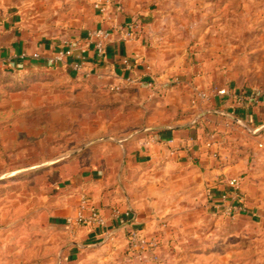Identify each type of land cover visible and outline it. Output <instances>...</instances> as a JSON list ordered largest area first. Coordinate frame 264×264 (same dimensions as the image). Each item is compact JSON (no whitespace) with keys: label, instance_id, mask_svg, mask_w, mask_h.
Listing matches in <instances>:
<instances>
[{"label":"crops","instance_id":"crops-1","mask_svg":"<svg viewBox=\"0 0 264 264\" xmlns=\"http://www.w3.org/2000/svg\"><path fill=\"white\" fill-rule=\"evenodd\" d=\"M197 3L204 4V13L197 12ZM215 4L217 2L211 0H113L108 12L96 10L89 25L85 24L61 37L36 35L18 22L5 26L0 24V64L18 68L28 65L54 66L71 71L78 80L89 81L98 88L107 87L114 92L116 89L113 87L120 84L125 91L123 95L134 104H139L137 110L131 111L138 116L140 135L136 136L138 139H125L128 141L124 144L126 161L129 164L135 161L160 164L158 167L152 166L139 178L153 181L149 183L152 195L161 199L168 194L163 187L166 180L164 175L171 165L190 163L191 159L197 157L198 175L208 187V196L214 200L215 210L218 209L220 195L228 186V180L237 177L239 192L251 206L248 215L253 220L262 221L264 8L232 9V19L236 23L230 26L228 15L223 13L227 8L219 6L217 12ZM118 5L121 9L117 8ZM248 18L250 20L246 23ZM213 19L218 22L212 23ZM202 20L203 27L199 24ZM136 22L140 23V29L132 37H125L123 30L114 33L102 57L96 55L93 47L88 48V76L74 71L73 57L57 63L50 61L63 47L65 39L83 40L85 28L117 24L129 26ZM187 50L191 51L192 62L185 68L180 55ZM248 54H251V58ZM195 59L206 69L205 74L188 78L187 85H173V75L179 72L180 66L189 74L196 66ZM125 77H132L136 82L127 83ZM151 79L156 80L154 89L148 85ZM168 85L172 89L166 91ZM195 85L205 89L225 87L235 97L213 93L208 103L192 106V87ZM180 112L185 114L178 118ZM233 114L237 116V122L232 121ZM195 121H202L196 129L192 125ZM211 136L219 147L217 144L211 148L206 146ZM86 159L77 156L62 162L59 167L62 171L59 193L48 196L49 201L39 211L29 213L27 224L20 222V214L17 213L12 216L15 220L6 232L0 225V261L15 258L29 264L31 259L44 256L52 260L53 248L57 250L61 264L73 260L85 262V253L97 258L98 252L106 249L120 232V222L112 217V209L116 206L136 205L140 209L141 227L144 231L150 229L148 224H144L148 221L143 217L147 211H156L148 208L146 195L149 190L145 188L143 194L123 193L118 187L115 191L110 190L111 185L107 180L108 175L113 174L112 163L108 160L102 163L97 159L88 163ZM161 163L165 169L163 175V172H159L162 171ZM244 171L247 174L243 175ZM127 173L126 167L122 177L126 178ZM118 174L121 175L120 172ZM161 179L163 182L158 183ZM83 194H87L90 201L106 215L108 230L112 233L110 238L98 228L66 224V218L75 214ZM219 229L220 259L234 256L229 251H235L237 261L242 254L238 228L229 233L224 224ZM38 230L48 232V238L44 235L42 247L35 244L40 235ZM52 234L57 238H49Z\"/></svg>","mask_w":264,"mask_h":264},{"label":"rangeland","instance_id":"rangeland-1","mask_svg":"<svg viewBox=\"0 0 264 264\" xmlns=\"http://www.w3.org/2000/svg\"><path fill=\"white\" fill-rule=\"evenodd\" d=\"M96 1L0 0V24L5 26L18 22L36 35L61 37L85 24L89 25L92 15L98 10ZM211 1L217 2V12L219 6L227 8L223 13L228 15L230 26L236 23L232 19V9L264 8V0ZM200 11L205 12L203 3H197V12ZM245 14L248 15V12L245 11ZM214 22L218 20L213 19ZM199 24L205 26L203 20ZM89 29L85 28L86 31ZM190 52L187 50L180 55L185 68L192 62ZM248 55L251 58V54ZM194 64L196 66L189 74L180 66L179 72L173 75V85H187L188 78L205 74L206 69L197 59ZM170 85L166 91L172 89ZM106 88L78 80L71 71L54 66L28 65L18 68L0 64V225L4 227V232L13 224L14 214H20V222L27 224L29 213L39 211L49 201L48 196L59 193L58 186L62 181L59 167L62 162L77 156L86 157L88 163L93 159L112 163L113 174L108 175L107 180L111 185L110 190L115 191L118 187L123 193L143 194L151 188L153 181L148 178L140 180V175L160 164L136 161L129 164L126 161L124 144L128 141L125 139L140 135L138 116L132 112L137 110L139 104L124 96L122 87L116 90L118 92ZM196 88L212 90L195 85L192 87L193 95ZM193 95L192 106L203 104H193ZM182 113L185 114L180 112L178 118ZM202 121H195L192 125L196 129ZM232 121H238L234 114ZM211 137L213 144L206 146L211 148L217 144L219 147L215 138ZM196 158L191 159L190 163L180 162L167 169L163 186L168 192L166 196L157 199L152 191H148V208L156 209L152 213L145 211L143 216L148 221L144 224H148L150 229L144 231L141 227L140 209L136 205L116 206L122 210L131 209L133 213L129 223H120L116 239L109 242L106 249L100 250L97 258L85 253V262L73 260L68 264H264V220H253L248 215L251 206L247 198H242L239 189L238 201L245 205L246 212L228 215L220 203L216 211L214 200L208 196V187L198 175ZM126 167L128 173L125 178L122 173ZM160 167L161 173L165 169L163 164ZM225 189L228 190L229 186ZM224 224L229 233L237 228L240 233L242 254L237 261L235 251L229 250L234 256L220 259L219 228ZM131 229H138L145 236L158 240L155 250L157 259L153 258V250L147 252L145 260L134 256L128 240ZM37 232L40 235L35 244L42 247L44 235L47 237L48 232ZM55 236L52 234L49 238L53 240L57 238ZM52 254V260L48 256L38 257L31 259L29 264H61L55 248ZM23 262L15 258L0 261L2 264Z\"/></svg>","mask_w":264,"mask_h":264},{"label":"built area","instance_id":"built-area-1","mask_svg":"<svg viewBox=\"0 0 264 264\" xmlns=\"http://www.w3.org/2000/svg\"><path fill=\"white\" fill-rule=\"evenodd\" d=\"M113 5V0H97L96 8L106 13L110 6ZM121 9V6H117ZM140 29V23L136 22L129 26H121L119 24L110 27L98 26L89 29L84 34V39L80 41H71L65 39L63 41V47L58 50L57 54L50 59L52 63L62 62L67 57H73L72 67L77 73H81L88 76L90 72L86 69V62L88 61V48L93 47L96 55L102 57L105 54L107 44L113 39L114 33L119 30L124 31L125 37H132ZM38 56V54H35ZM125 81L130 84H134L136 79L132 77H125ZM149 87L155 88L156 80L151 79L148 83ZM121 85L117 84L113 88L116 90L121 89ZM213 93L218 95H228L235 97V94L230 92L227 88H214L212 90H203L196 88L193 95V104L199 102L208 103ZM241 99V97H238ZM212 139V137H211ZM211 139L207 142V146H211L213 142ZM229 186L228 190H225L221 194L220 206L224 209L228 215H234L237 213H243L247 211L245 205L239 203V193L237 191L239 186V179L237 177L230 178L227 182ZM232 189V190H230ZM132 210H122L117 207L112 209V217L121 224L129 223L132 215ZM66 224L68 226H89L98 228L104 231L108 238L112 236L111 231L108 230V219L102 211L97 208L91 201L87 194H83L80 199L79 206L75 214L66 218ZM133 254L139 260H145L147 258V252L153 250V258L157 259L155 250L158 247V240L156 238H149L141 233L138 229H131L128 237Z\"/></svg>","mask_w":264,"mask_h":264},{"label":"trees","instance_id":"trees-1","mask_svg":"<svg viewBox=\"0 0 264 264\" xmlns=\"http://www.w3.org/2000/svg\"><path fill=\"white\" fill-rule=\"evenodd\" d=\"M34 66V65H33ZM36 66V65H35Z\"/></svg>","mask_w":264,"mask_h":264}]
</instances>
